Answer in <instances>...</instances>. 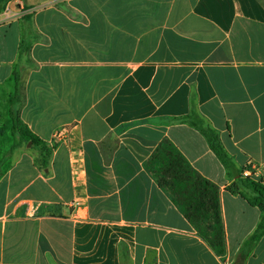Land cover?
Returning a JSON list of instances; mask_svg holds the SVG:
<instances>
[{"label": "crops", "instance_id": "0c3cea01", "mask_svg": "<svg viewBox=\"0 0 264 264\" xmlns=\"http://www.w3.org/2000/svg\"><path fill=\"white\" fill-rule=\"evenodd\" d=\"M6 9L0 264H234L263 213L227 190L239 175L177 119L194 109L236 169L264 185V0H13ZM12 110L57 143L47 169L13 135ZM165 139L220 188L224 260L145 169ZM246 264H264V235Z\"/></svg>", "mask_w": 264, "mask_h": 264}, {"label": "trees", "instance_id": "16d2710c", "mask_svg": "<svg viewBox=\"0 0 264 264\" xmlns=\"http://www.w3.org/2000/svg\"><path fill=\"white\" fill-rule=\"evenodd\" d=\"M12 1L0 0V13ZM27 9L24 6L23 11ZM28 18L29 15L25 14L21 19ZM16 87L18 90V76ZM11 118L13 121V135L20 142L30 144L32 149L38 150L39 155L36 164L41 169H47L50 165L52 153L57 148V143L50 144L40 139L22 121L18 112L12 110ZM177 120L194 127L206 138L210 148L221 161L230 177L239 175L227 190L233 195L243 197L251 206L258 208L263 213L256 231L244 243L234 262V264H246L254 248L264 235V185L250 177H244L243 172L236 169L235 163L226 152L218 133L194 109L189 115ZM144 165L159 187L189 221L197 235L207 243L218 257L224 260L227 254V244L219 186L194 170L177 147L167 139L157 146ZM245 192L249 193L250 196Z\"/></svg>", "mask_w": 264, "mask_h": 264}, {"label": "built area", "instance_id": "2783aa9c", "mask_svg": "<svg viewBox=\"0 0 264 264\" xmlns=\"http://www.w3.org/2000/svg\"><path fill=\"white\" fill-rule=\"evenodd\" d=\"M66 132H67L66 130H62V131L58 132L56 135L57 138H61L62 136H64L66 134ZM248 175H249V173H245L244 176L247 177Z\"/></svg>", "mask_w": 264, "mask_h": 264}, {"label": "rangeland", "instance_id": "374dc122", "mask_svg": "<svg viewBox=\"0 0 264 264\" xmlns=\"http://www.w3.org/2000/svg\"><path fill=\"white\" fill-rule=\"evenodd\" d=\"M7 8V7H6ZM4 12V15H7V16H9V17H11V15H9L10 14V12H9V10H7V9H5L4 11H2L1 13H3ZM0 13V14H1ZM13 14V13H12Z\"/></svg>", "mask_w": 264, "mask_h": 264}, {"label": "water", "instance_id": "95a60500", "mask_svg": "<svg viewBox=\"0 0 264 264\" xmlns=\"http://www.w3.org/2000/svg\"><path fill=\"white\" fill-rule=\"evenodd\" d=\"M30 145V144H29Z\"/></svg>", "mask_w": 264, "mask_h": 264}]
</instances>
